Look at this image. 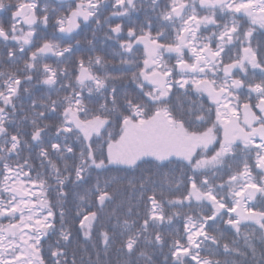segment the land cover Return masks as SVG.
<instances>
[{
	"label": "snow or ice",
	"instance_id": "6c2138e0",
	"mask_svg": "<svg viewBox=\"0 0 264 264\" xmlns=\"http://www.w3.org/2000/svg\"><path fill=\"white\" fill-rule=\"evenodd\" d=\"M0 15V264H69L94 233L97 258L77 244L71 264L111 249L156 264L165 246L163 264H251L255 234L221 250L213 226L253 222L264 244V0H0Z\"/></svg>",
	"mask_w": 264,
	"mask_h": 264
},
{
	"label": "trees",
	"instance_id": "16d2710c",
	"mask_svg": "<svg viewBox=\"0 0 264 264\" xmlns=\"http://www.w3.org/2000/svg\"><path fill=\"white\" fill-rule=\"evenodd\" d=\"M105 15H108L107 12H105ZM86 55V54H85ZM87 56V55H86ZM36 96H39V94H37ZM175 99V97H174ZM18 105L23 103L25 108L31 103L30 100H28V103L29 104H26L25 101H18L17 102ZM23 112L21 113V116H23ZM29 131H31L30 127L28 129ZM25 155H27V153H24ZM143 167H147V165L143 166ZM174 167L177 169V175L179 174V169H180V165H174ZM116 173H110L108 175H115ZM133 174H136L138 175L139 173L136 172V173H129V175H133ZM106 178L105 176H101V179H104ZM95 182V173L93 174V180H92V183ZM87 187V185L85 186ZM137 196L139 195V193L136 194ZM55 197V192H53L50 196H49V199H54ZM135 203L136 201L133 200V211L135 213L136 209H135ZM71 207V210H72V214L74 215L75 214V211H76V208H75V205H70ZM257 207H259V205H257ZM81 208H84L86 211L87 210H95V209H89L88 206H87V203H84V204H81ZM143 209V205H141V210ZM127 209L125 208L123 211H126ZM107 212H111L112 211V206H109L108 209L106 210ZM123 211H121L119 213L120 215V219L121 221H123V219H125L126 217L123 215ZM210 214V213H209ZM228 217L227 215L224 216V219L226 220ZM0 222L2 223H5L7 224L9 221L7 220H3L2 218H0ZM113 223H115V217H113V220H112ZM77 223V226H78V221L76 222ZM173 228H180L182 230V227H183V222L182 220L178 223H174ZM214 228H218L219 229V233H223L225 239L221 241V250H222V246L224 243L226 242H230L232 241L233 239H236L238 240L239 244L241 245L242 249H243V246H244V239H243V235L245 233H248L249 235H252V234H255V239H254V243H253V246L256 248V257L254 260L251 261V264H259V261L261 259V248H264V244H262L258 237L260 236L261 234V230H259V225L253 223V222H248L247 223V226L245 227H242L241 228V235L239 237H237L235 235V229H231L230 226L228 225H225L223 224V222H219L217 225H214L213 226ZM219 233H214V234H219ZM56 237L53 236L52 237V241H55ZM95 233L93 234V240L91 241H87L85 242L82 234L80 235L79 239L78 240H74L73 241V244L71 246H69L68 248V257L67 259L69 260V264H71V260L73 259V255H72V252H73V249L76 247L77 244L81 245L82 247H87L90 252H91V258L93 260H95L97 257H96V249H93L92 248V245L95 243ZM47 243V242H46ZM99 248H100V257L102 259H106V257L104 256V253H103V245L100 244L99 245ZM168 251L167 249V246L164 247V249L162 251L160 250H157V254L156 256H154V260L156 261V264H163V260H164V253H166ZM110 257H107V258H110L112 261H113V264H115V261L117 260V256L115 254V250L114 249H111L110 250ZM248 258L251 259V249L248 250ZM81 255H83V257L85 259L88 258V254H82V253H77L76 255V259L77 261L79 262L80 258H81ZM171 258L169 257V260ZM220 259H224V257H220ZM229 259H237L235 256L233 257H229Z\"/></svg>",
	"mask_w": 264,
	"mask_h": 264
},
{
	"label": "flooded vegetation",
	"instance_id": "af4514ba",
	"mask_svg": "<svg viewBox=\"0 0 264 264\" xmlns=\"http://www.w3.org/2000/svg\"><path fill=\"white\" fill-rule=\"evenodd\" d=\"M9 2L14 3L15 0H5V3H9ZM4 18H5V17H4L3 15H0V20H3ZM114 22H121V21L116 20V21H114ZM210 31H211V29H210ZM90 35H91V32L89 31V32H88V36H90ZM103 35H104V34H103L102 32H101V33H98V36L100 37L101 42L103 41ZM77 39L83 40V34H82L81 36L77 37ZM10 46H11V45H10ZM102 46H103L102 43L98 44V47H102ZM108 51H111V48H109ZM79 54H80V53H78V55H79ZM89 54H94V53H89ZM109 59H110V57H109ZM118 59H119V58H118ZM45 62H48V63H54L53 60H48V61H45ZM117 62H118V61H117ZM21 63H22V61H21ZM25 87H27V85H25ZM42 91H43L44 94H47V90H46V89H42ZM37 94L41 95V92H36L35 95H37Z\"/></svg>",
	"mask_w": 264,
	"mask_h": 264
}]
</instances>
